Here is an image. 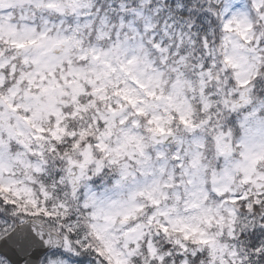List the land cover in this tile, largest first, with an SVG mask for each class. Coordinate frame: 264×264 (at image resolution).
Listing matches in <instances>:
<instances>
[{
  "label": "clouds",
  "instance_id": "obj_1",
  "mask_svg": "<svg viewBox=\"0 0 264 264\" xmlns=\"http://www.w3.org/2000/svg\"><path fill=\"white\" fill-rule=\"evenodd\" d=\"M0 264H264V0H0Z\"/></svg>",
  "mask_w": 264,
  "mask_h": 264
},
{
  "label": "snow or ice",
  "instance_id": "obj_2",
  "mask_svg": "<svg viewBox=\"0 0 264 264\" xmlns=\"http://www.w3.org/2000/svg\"><path fill=\"white\" fill-rule=\"evenodd\" d=\"M97 251H99V249H97ZM13 255H14V253H13Z\"/></svg>",
  "mask_w": 264,
  "mask_h": 264
}]
</instances>
